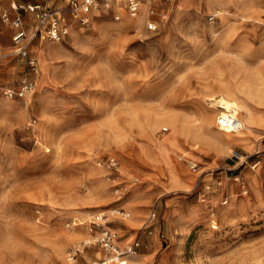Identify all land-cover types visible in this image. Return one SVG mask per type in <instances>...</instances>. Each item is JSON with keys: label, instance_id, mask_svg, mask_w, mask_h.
Instances as JSON below:
<instances>
[{"label": "rangeland", "instance_id": "obj_1", "mask_svg": "<svg viewBox=\"0 0 264 264\" xmlns=\"http://www.w3.org/2000/svg\"><path fill=\"white\" fill-rule=\"evenodd\" d=\"M66 26L31 38L26 98L3 90L27 58H0V264H264V0L111 3ZM8 27L0 54L16 52ZM219 96L251 129L214 137ZM100 213L135 254L100 247Z\"/></svg>", "mask_w": 264, "mask_h": 264}, {"label": "built area", "instance_id": "obj_2", "mask_svg": "<svg viewBox=\"0 0 264 264\" xmlns=\"http://www.w3.org/2000/svg\"><path fill=\"white\" fill-rule=\"evenodd\" d=\"M142 0H68L65 6L52 8L50 5L45 3H31L26 1L17 2L14 0L12 9L15 11L13 18L10 17V13L7 10L0 9V23H8L13 25L17 29L14 33L12 42L15 47V51L24 58H27L28 73L24 74L19 81L16 88H5L3 93L7 97L26 98L31 95L35 90V75L37 73L36 61L34 58L29 56L27 47L31 38L41 36L43 39L48 40H61L68 35V29L66 26V17H69L73 21L79 22L84 26L89 23L90 13L100 7L101 5L106 8H110L111 3H117L122 5L131 16H135L140 9ZM25 13H29L36 20V25L32 36L30 37L26 30L22 28L23 16ZM150 14L154 13L152 6L149 10ZM209 21H214V16L209 17ZM216 123L218 127L236 132L241 128V120L237 115L227 116L226 118L222 115L217 117ZM164 131L167 128L163 129ZM107 166L111 173L117 171L118 163L115 159H109ZM193 172L197 171V165L191 164L190 166ZM125 215L124 213H122ZM105 214L100 213L93 217L92 225L89 228L90 232H94V228L100 226L101 229L96 232V242L100 247L110 255L122 256L126 254H135V248L131 247L125 252L119 251L116 246V234L110 229L104 228ZM156 213L153 211L150 214L149 221H154ZM76 251H72L71 259H74Z\"/></svg>", "mask_w": 264, "mask_h": 264}, {"label": "bare ground", "instance_id": "obj_3", "mask_svg": "<svg viewBox=\"0 0 264 264\" xmlns=\"http://www.w3.org/2000/svg\"><path fill=\"white\" fill-rule=\"evenodd\" d=\"M214 3V2H213ZM120 5V4H119ZM221 8V7H220ZM222 10V9H221ZM69 31V30H68ZM227 35V33H226ZM226 91L228 92L229 90L226 89ZM210 102L212 103L211 105L216 107V109L218 110L216 113H217V116L218 115H222L224 116L225 118L227 116H229V114L231 115H238L242 110L243 108L238 106V104H236V102H234L233 100H227L224 96H219L218 99H211ZM210 104V103H209ZM246 110V109H245ZM250 114L249 112L246 110V115L244 117V120L241 121V128H243L244 130H247V129H251L250 126H248L251 121L250 119ZM203 119V118H202ZM174 121V119H173ZM217 124V123H216ZM218 129L220 130L219 134H215L214 137L216 138H219V139H222V138H228L230 136H228L230 133H233L231 132L230 130H227V129H223V128H220L218 127ZM218 132V131H217ZM221 135V136H220ZM241 139V138H240ZM174 162V161H173ZM174 173V171H173ZM127 217V216H126ZM88 243V242H86ZM71 260V258L69 259ZM108 262V261H107ZM106 263V262H105Z\"/></svg>", "mask_w": 264, "mask_h": 264}, {"label": "crops", "instance_id": "obj_4", "mask_svg": "<svg viewBox=\"0 0 264 264\" xmlns=\"http://www.w3.org/2000/svg\"><path fill=\"white\" fill-rule=\"evenodd\" d=\"M17 2H19L18 0H16ZM26 2H31V3H40V2H38V1H31V0H26ZM68 2V0L66 1V3ZM14 3V0H11V3H10V5H11V7H10V9H11V11L12 12H9L10 13V17L11 18H13L14 17V15H15V11L12 9V4ZM53 6V5H52ZM55 8H57L58 6H54ZM30 17V18H32L33 19V17H32V15L31 14H29V13H25L24 14V16H23V23H22V28H24L25 30H26V32H27V34L29 35V32H28V30H27V25H28V22L26 21L27 19V17ZM36 23V22H35ZM36 25V24H35ZM9 26L10 27H8L9 29V31H8V34L10 33L11 34V40H12V38H13V35H14V33L17 31V29L15 28V27H13V25H10L9 24ZM35 28V27H34ZM4 37H6V36H4ZM32 40V39H31ZM31 42V41H30ZM29 42V43H30ZM28 46H29V44H28ZM5 49H7V48H5ZM27 50H28V47H27ZM15 52V51H14ZM12 55H19L17 52H15V53H8V54H0V58H4V57H9V56H12ZM21 56V55H20ZM19 56V57H20ZM22 57V56H21ZM37 76V75H36ZM108 255V254H107ZM105 262H107V261H105ZM105 262H103V264H106Z\"/></svg>", "mask_w": 264, "mask_h": 264}]
</instances>
